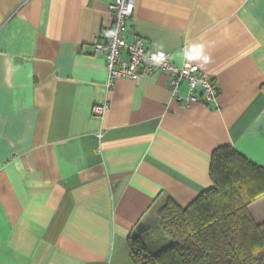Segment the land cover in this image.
Masks as SVG:
<instances>
[{"label":"crops","instance_id":"obj_1","mask_svg":"<svg viewBox=\"0 0 264 264\" xmlns=\"http://www.w3.org/2000/svg\"><path fill=\"white\" fill-rule=\"evenodd\" d=\"M111 3L0 0V264H134L128 238L164 245L159 209L211 187L215 149L264 168V0H134L127 38L210 75L208 105L162 74L106 88Z\"/></svg>","mask_w":264,"mask_h":264},{"label":"trees","instance_id":"obj_2","mask_svg":"<svg viewBox=\"0 0 264 264\" xmlns=\"http://www.w3.org/2000/svg\"><path fill=\"white\" fill-rule=\"evenodd\" d=\"M209 178L211 187L188 206L168 197L159 209V250L128 238L134 264H264V222L249 212L264 198V168L222 146L211 154Z\"/></svg>","mask_w":264,"mask_h":264},{"label":"built area","instance_id":"obj_3","mask_svg":"<svg viewBox=\"0 0 264 264\" xmlns=\"http://www.w3.org/2000/svg\"><path fill=\"white\" fill-rule=\"evenodd\" d=\"M108 10L112 25L93 42V52L101 56L105 65L106 88L111 89L121 79L138 81L143 77L162 74L173 100L182 103L180 88L186 85L188 103L211 104L219 96V89L212 77L196 65L185 60L176 65L169 54L154 52L147 48L143 39L127 38L125 24L134 12V0H112ZM185 52V49L182 50ZM106 104L94 105L93 115L102 117Z\"/></svg>","mask_w":264,"mask_h":264}]
</instances>
